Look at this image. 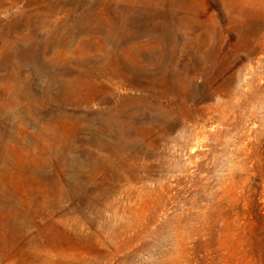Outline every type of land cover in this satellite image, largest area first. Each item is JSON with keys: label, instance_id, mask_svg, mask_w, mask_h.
Masks as SVG:
<instances>
[{"label": "rangeland", "instance_id": "obj_1", "mask_svg": "<svg viewBox=\"0 0 264 264\" xmlns=\"http://www.w3.org/2000/svg\"><path fill=\"white\" fill-rule=\"evenodd\" d=\"M0 264H264V0H0Z\"/></svg>", "mask_w": 264, "mask_h": 264}]
</instances>
